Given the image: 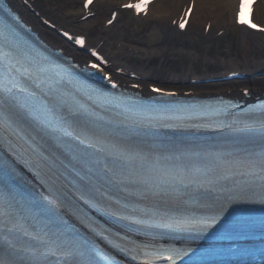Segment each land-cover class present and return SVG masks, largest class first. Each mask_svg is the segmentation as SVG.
<instances>
[{
  "label": "snow or ice",
  "instance_id": "obj_1",
  "mask_svg": "<svg viewBox=\"0 0 264 264\" xmlns=\"http://www.w3.org/2000/svg\"><path fill=\"white\" fill-rule=\"evenodd\" d=\"M254 2L240 0L236 20L264 33L250 19ZM93 3L83 0L84 19ZM151 3L124 7L147 16ZM28 31L0 0V264H181L191 242L239 225L233 205H264V103L237 112L224 100L117 95ZM62 35L88 54L89 79L121 87L83 36Z\"/></svg>",
  "mask_w": 264,
  "mask_h": 264
},
{
  "label": "bare ground",
  "instance_id": "obj_2",
  "mask_svg": "<svg viewBox=\"0 0 264 264\" xmlns=\"http://www.w3.org/2000/svg\"><path fill=\"white\" fill-rule=\"evenodd\" d=\"M11 1L17 9L23 12L25 18L29 20L31 24H33L38 29L41 36L45 40L50 42L53 46H55L56 48L66 49L68 51V54L75 56L78 61L85 56L83 52L78 51L76 48L69 45L55 32L40 26L39 20L33 14H31V12L19 0ZM126 1L128 0H96L94 2V6H96L98 3L102 5H121L125 4ZM189 1L190 0H161V2L155 8H153L150 13H148L147 17H153L155 18V20L169 22L171 25L172 20L180 14L184 4L188 3ZM82 2L83 0H38L36 2V5L38 6V9L42 12L43 15L53 18L54 20L58 21L59 24L63 26H68L78 31L88 32L94 30L98 22L96 18H89L85 21H79L78 18H75L76 15H79V17H81L84 14V9H82L81 7ZM237 3L238 0H195V8L192 15L194 21L193 25L191 26V28H193L192 31L197 32L201 29H204L207 21L209 20L212 24V29L209 34L213 35L217 33L219 29L223 28L222 26H226L231 22L235 21ZM255 12L257 19L264 22V0H260L257 3ZM113 30L114 26L110 28H106L105 26L102 27L98 33V36L93 39V43L98 42V38L102 36H105L104 38L111 39ZM166 38H168L166 31H162L158 25H155L149 32V34H147L145 41L153 45L164 42ZM103 49L112 58H116L121 61H123V59L127 55L124 51H113L112 43L110 40L108 41V44H105V47ZM143 50L146 52L145 55L147 57L154 56L156 52L155 49H148L147 47H145ZM261 65L263 66L256 67L255 69H247L246 71L250 75L257 74L259 72H264V64ZM151 74H154L152 76L156 77L163 75L164 72L160 67L156 68V70H153L151 72H146L144 75L149 78ZM225 74H222L221 76H224ZM193 77L194 76L171 74L168 77L169 83L167 84L166 89L170 91L193 90L195 93L199 94L212 93L215 95L219 93L226 94L232 92L233 96H241V94L238 92V87L241 86L245 88H251L253 90L254 97L262 94L259 92V90L264 91V73L257 74V76L250 77L249 79H246L244 81H219L200 86H191L183 84L185 80H189ZM207 77L211 76H206L204 78Z\"/></svg>",
  "mask_w": 264,
  "mask_h": 264
},
{
  "label": "rangeland",
  "instance_id": "obj_3",
  "mask_svg": "<svg viewBox=\"0 0 264 264\" xmlns=\"http://www.w3.org/2000/svg\"><path fill=\"white\" fill-rule=\"evenodd\" d=\"M99 4V3H98ZM97 26L89 33L97 37L103 23L116 4H99ZM79 15H76L77 19ZM158 25L162 31H166V40L162 43L149 44L145 41L147 34ZM112 42L122 39L137 47L155 49L154 56L147 57L145 54L132 59L134 64L123 63L131 67L150 72L160 68L165 73L180 75H219L224 73L227 63L233 64L237 60L239 69H255L264 64V38L260 34H250L245 29H237L232 22L226 35L215 40L214 35L209 38L199 39L192 32L182 37L175 33L168 22L149 18L144 23L131 22L126 14H121L118 22L114 25ZM128 61V60H127ZM131 61V60H130ZM129 62V61H128Z\"/></svg>",
  "mask_w": 264,
  "mask_h": 264
}]
</instances>
